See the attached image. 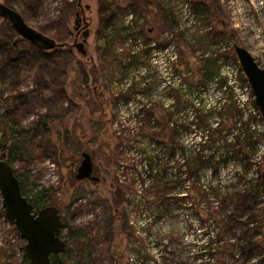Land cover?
I'll use <instances>...</instances> for the list:
<instances>
[{"label":"rangeland","instance_id":"374dc122","mask_svg":"<svg viewBox=\"0 0 264 264\" xmlns=\"http://www.w3.org/2000/svg\"><path fill=\"white\" fill-rule=\"evenodd\" d=\"M0 1L20 12L29 25L58 42H74L78 0H32L31 5L27 0ZM112 1L116 9L109 11L114 25L103 34L102 26L106 22L101 8L105 1L82 0L83 5H90L86 15L92 30L85 55L70 48L73 58L62 77L66 95L51 89L37 95L41 84L36 81L37 69L28 61L19 65L22 68L15 85H12L11 75L0 79L2 121L16 129L28 130L29 148H32L29 161L19 158L17 147L9 148L7 160L22 179L23 192L34 203L45 193L43 204L37 209L56 205L64 219L61 235L67 247L53 264H63L64 259L65 264H264V254L255 251L247 257L242 248L229 247L232 244L228 241L239 236L226 237L222 209L213 215L208 212L209 208H217L212 194L207 196L209 202L200 198L205 196L201 187L230 184L235 191L244 188L245 184L239 181L241 177L251 183L263 177L264 142L257 150H244L243 153L250 156L247 167L244 160L233 158L217 172L213 170L215 173L206 168L199 179L195 177L185 182L184 177L181 181L176 178L182 154L186 152L189 156L194 149L198 151L196 143L202 137V130L196 128L199 125L194 128L198 116L192 107L193 98L196 101L202 98L207 109L214 107L210 122L213 127L219 122L218 127H222L223 135L229 140L235 141V135L240 137V133L245 132L244 125L241 129L243 116L239 121L240 112H236L238 123L233 127V105L239 107L235 97L247 100L249 106L255 99L234 44L248 48L264 66V0H212L217 10L215 15L211 14L208 0H178L174 25L163 13L161 18H156L151 11L148 14L146 0ZM139 12L146 14L139 15ZM132 24L136 29L128 31V35L133 31L129 37L124 36V32L119 33L112 43L116 52L122 53L121 57L118 61L106 60L104 49L114 38L113 30ZM154 25L155 34L161 39L170 41L175 35V40L161 51L152 46V51L144 54L148 47L146 30ZM0 30L7 35L15 29L0 15ZM174 45L179 50L178 60L172 57ZM128 53L140 55L143 64L138 60L140 63L127 71ZM219 57L220 60L228 58L222 60L225 66L215 62ZM237 67L241 73L239 90L217 84V79L225 78L229 71L230 76L235 77ZM211 69L217 74L214 80L210 78ZM142 77V84H138ZM184 79L189 81L190 87L194 85L191 91L183 90ZM18 92H26L31 98L16 101L11 96ZM179 95L183 100H178ZM226 99L231 101L230 114ZM220 110L224 112L222 126L217 114ZM151 115L156 117L154 124L149 121ZM178 118L180 126L189 131H175ZM4 126L0 122V135L5 134ZM212 126L208 132L202 126L205 137L209 136L207 148L210 150L212 129H215ZM214 133L213 139L217 135ZM261 133L264 134L257 131L256 137L262 138ZM7 136L11 144L14 139L9 129ZM243 141L241 137V145ZM170 145H177L182 153L178 152L174 161L161 156L163 153L168 156ZM229 149L234 150V147ZM83 152L92 156L93 175L99 177V181L76 178ZM151 184L172 189L162 186L157 192ZM258 189L263 192L257 203L264 208V188ZM240 231L238 228L233 233ZM210 234L214 238L209 237ZM256 238L258 242L264 239V228ZM212 239L217 241V251L221 243L228 247L216 254L218 258H214V252L209 249L208 240ZM25 244L26 240L7 218L0 195V264H30Z\"/></svg>","mask_w":264,"mask_h":264},{"label":"trees","instance_id":"16d2710c","mask_svg":"<svg viewBox=\"0 0 264 264\" xmlns=\"http://www.w3.org/2000/svg\"><path fill=\"white\" fill-rule=\"evenodd\" d=\"M29 2V4L31 5L32 0H27ZM104 4H102V17L105 20V24L104 26H102V30L103 34H107L109 28L113 27L114 23L111 24V12L109 10L112 9V12L116 9L114 7V2L112 0H104ZM154 2H157V0H153ZM160 1V7L162 9V13L166 16V18L174 25L176 22V16L174 14L173 8L170 5H167L165 0H159ZM207 1V0H206ZM9 2V0H8ZM10 3V2H9ZM107 3V4H106ZM27 3L28 8H31V6ZM146 4L148 5V0H146ZM207 5L210 8L211 14L215 15L216 13V6L215 3L212 2V0H208L207 1ZM138 11V10H137ZM24 13H26L24 11ZM145 12H139V15H144ZM214 13V14H213ZM146 14V13H145ZM133 28V30L135 31V25H129L127 27H120V29L118 30H113L111 35H114V38L111 39V42L108 41L107 43V47H105L104 51V58L106 60H115L118 61L117 58L121 57L119 54L116 52L115 48H113V44L117 38L118 35H120L119 33L124 32V36L127 35L128 37L133 33V31H130L131 34L128 35V31ZM102 35V34H101ZM110 35V37H111ZM109 37V38H110ZM179 51V50H178ZM124 54V53H123ZM130 54V53H128ZM128 54L126 56H128ZM134 54V55H133ZM130 54L128 56V63L126 64L125 68L127 71H131V69L133 68V66H135L136 64L140 63L143 64V61L141 60V56L140 55H136L135 53ZM125 56V57H126ZM73 58L72 55V51L68 48H61V47H57L55 49H53L50 52H47L46 50H43L41 48H39L38 46H36L35 44H33L32 42L26 40L25 38L21 37L20 35L17 34V32L15 30H12V33L10 34H1V30H0V79H3L4 77H7V75H11V79L8 80V82L11 80L12 81V85L16 84V82L18 81L17 75L21 73V68L19 67V65H21V63L23 62H31L33 64V69H37V77H36V81H38V83L41 84V87L37 88V95H41L42 91H44L45 89H51L54 92H58V94H62V95H66V93L64 92V85H63V78L64 74L66 72V67L67 65L72 61L71 59ZM110 58V59H108ZM140 62H139V61ZM210 60V59H209ZM219 59L215 60L216 63H218ZM128 65V66H127ZM219 64H217V71L219 70L218 68ZM138 67V66H137ZM214 69L210 70V78L212 80L216 79V73L214 72ZM144 77H142L141 79H139L138 84H142ZM220 78L217 79V84L222 86H227V79L226 78ZM184 81L186 83L183 84V90L184 91H191V88L194 86L192 85V87H190L188 85L187 82H189L187 79ZM6 84V82H4ZM11 85V83H8V87L11 88L13 87ZM189 86V87H188ZM220 87V88H221ZM8 88V89H9ZM190 88V89H189ZM186 94V93H185ZM14 100L16 101H21L24 100L25 101L27 99H30L31 97L29 95L26 94V92H18V94H14L11 96ZM178 100H183V96L179 95L178 96ZM231 101L229 100V104L227 105L229 108V106H231ZM203 99L201 98V100L196 101L194 98L192 99V107L195 108L197 114V120L198 123H194V128L199 125V128L202 131H200V133L202 134L201 137V141L196 143L198 151H195L194 149V153L192 152L189 156L185 153H181L178 148L177 145L176 146H169L168 147V156H165L163 153L161 156L163 157H168V159L170 158L172 161H174L176 154L179 152L183 155L182 159L180 160V162L178 163L179 167L177 168L178 170V176L176 177L177 179H179L178 181H181V179L184 177L185 178V182L191 179H195V177L197 179H199L201 176V172L203 170H205L206 168H208L209 170H211L212 173H215L219 170V167L221 165H228V162L231 161V159L233 158H238L241 161H245L244 164L245 167H247L248 165H250V156L246 155V153H243L244 150L247 151L249 149L252 148V150H257L258 146L261 142H264V134H260V136H262V138H257L256 137V132L257 130L253 129L251 130L250 128V124L253 122L258 121V117L257 115L251 113L249 115L248 118L244 119V113L242 112V110H240V108L238 106H236V104L233 105L234 107V111L235 114H233L232 112V108H229L228 113L230 114V111L232 112V119H235V124L233 127H235V125H237L238 121H237V115L236 112H240L239 114V121L242 120V116H243V123L241 124L242 126L244 125L246 128L244 129V126L241 127V129H244L245 132H241L240 133V137L239 135H235V141H231L229 140L228 137L224 136L222 133V127H218V124L213 127V123L210 122V113L213 111V108H205V106L203 105ZM202 107V108H200ZM204 108V110H203ZM181 109V108H180ZM209 109H212L211 111H209ZM180 111V110H179ZM192 113V111H191ZM209 113V114H208ZM217 114L220 115L221 118V126L223 125V115L224 112L222 110L219 111V113L217 112ZM199 118V119H198ZM209 118V119H208ZM3 117L2 114H0V122L2 124H4V135L5 138L7 137L8 134V129L10 131L11 134V138L14 139L10 145V149H13L14 147H17V154L19 156V158H21L24 161H29L31 159V152H32V148H29V143H28V138L27 136L29 135V131L25 130L24 128H15L14 126H12L11 124H9L8 122H3L2 121ZM49 120V118H48ZM181 119L178 118V123L175 126V131L178 132V130H181L185 132L189 131V128H185L182 126H180V121ZM47 121V119H46ZM149 121L151 123L156 122V117L151 115L149 117ZM154 124V123H153ZM205 127V131L208 132L209 127H213L215 129H212V136H211V142H210V147L212 150H210L209 148H207V142L209 139V136H206V133L204 132V128ZM17 127V126H16ZM157 127V126H156ZM187 129V130H186ZM191 129V128H190ZM193 129V128H192ZM145 132V129H144ZM215 132V133H214ZM247 132V133H246ZM213 133L217 134L216 138L213 139ZM243 134V135H242ZM205 137V139H204ZM241 137L243 138V143L244 144H240L241 142L240 139ZM228 138V139H227ZM240 138V139H239ZM8 141V139H7ZM157 150L159 149V143H157ZM233 146L234 150H230L229 148ZM160 150V149H159ZM164 150V149H163ZM185 151V150H184ZM161 152V151H160ZM244 155V157H243ZM151 160H153L152 158H150ZM248 162V163H247ZM216 169V170H215ZM215 170V172L213 171ZM17 173V172H16ZM198 175V176H196ZM21 180V184H22V188H23V183H22V179ZM241 182V184H245L244 188L240 189V190H232L231 185H225L223 187L220 186H216V187H211V188H205L208 192H206L205 189H203L202 187L200 188L203 195L200 197L201 199L205 200V202H209V197L207 196H211L212 194V198L214 203H216V207L213 210H208V212L210 214H214V212L217 211V213L219 211H221V209L223 210V213L225 214V216H222L221 214V220L223 221V227L225 228V235L226 237H229L230 235H235V236H239L238 239L233 240V241H228L229 243H231L232 245H229V247L233 248L234 250H236L237 248H242L243 251H245V254L247 257H249L251 252H259L261 255L264 254V239L260 242H258L257 240V236H259L262 233V229L264 228V214L263 209L264 208H260L258 205V197L262 194L263 189H258L256 190V188L262 186L264 188V175L263 177H259V179L257 180V182H253L251 183V181H245L244 177H241V179L239 180ZM176 185H179V183L177 182ZM151 186H153V184H151ZM164 186V189H172L171 186H166V185H156L153 186L155 187V190L160 189V187ZM187 186V185H185ZM194 186V185H193ZM202 186V185H201ZM188 187V186H187ZM48 191H51V189H47ZM210 192V193H209ZM25 194V193H24ZM45 197V193H41L39 196V202L37 203V201L34 203L36 207H40L39 205H42V200ZM31 200V199H30ZM211 200V199H210ZM211 202V201H210ZM163 204H165L166 202H162ZM47 206V205H46ZM44 207V206H43ZM221 207V208H220ZM262 210V212H261ZM229 211V213H227ZM241 219H240V218ZM214 219L216 220V218L214 217ZM217 221V220H216ZM255 223V224H254ZM253 224V225H251ZM243 227V228H242ZM241 229L240 232H236L233 233L234 230L237 229ZM85 235V234H84ZM82 234V236H84ZM213 237V235H209V237ZM210 239V238H209ZM209 241V249L212 250L213 253V257L214 258H218V256H216V254L221 253L222 249H226L228 250L227 246H222L223 243H221L220 245H218L219 247V251H217V241L215 240H208ZM207 241V243H208ZM226 241V240H225ZM235 241V242H234ZM223 247V248H222ZM234 252V251H232ZM54 261L57 259V257L55 256ZM63 264H65V259L62 262Z\"/></svg>","mask_w":264,"mask_h":264},{"label":"water","instance_id":"95a60500","mask_svg":"<svg viewBox=\"0 0 264 264\" xmlns=\"http://www.w3.org/2000/svg\"><path fill=\"white\" fill-rule=\"evenodd\" d=\"M86 7L89 8L90 5L87 4ZM0 15L11 22L18 35L43 50L64 46V43L29 25L20 12L1 1ZM88 26L89 23L86 27ZM89 35L90 30L87 28L83 32V41L74 44L82 54L87 53L85 43ZM234 51L264 123V66L258 63L245 46L234 44ZM5 158L7 154L3 152L0 158V193L5 214L13 222L20 236L26 240L25 253L30 264H53V255L61 254L66 248V241L61 236L62 214L56 205L37 209L34 202L24 194L20 177L13 165ZM93 166L91 155L83 152V159L76 174L77 179L90 178L99 181L100 178L93 175Z\"/></svg>","mask_w":264,"mask_h":264},{"label":"flooded vegetation","instance_id":"af4514ba","mask_svg":"<svg viewBox=\"0 0 264 264\" xmlns=\"http://www.w3.org/2000/svg\"><path fill=\"white\" fill-rule=\"evenodd\" d=\"M81 2V3H80ZM160 1L157 0V2H154L153 0H148V5L146 4L145 6H148V14H150L149 11L156 14V18H161V15L162 14V9L160 7ZM86 9H90L86 7V5H83L82 3V0H78L77 1V9H76V12H75V24H74V27H73V32H74V42L72 44H70L69 42L67 41H64L62 43H64V46H62L61 48H68L70 49L71 47L73 48H76L74 46V44H78L80 42L83 41V32L85 31V29L89 28L90 30V34H91V30H92V23L91 21L89 20V18L87 17L86 15ZM77 13L79 15H77ZM87 23H89V26H87ZM156 26H150L147 28L146 30V33H145V36H146V39H145V45L148 46L146 48V50H144V54H149L151 51H152V46H154V49H156L157 51H161L162 48L167 44V43H173L174 40H175V35L172 36V38L170 39V41L164 39V38H160L157 34H155V31H156ZM172 35V34H171ZM90 37V35H89ZM88 37V39H89ZM88 41L85 43V48H86V45H87ZM77 49V48H76ZM78 50V49H77ZM79 51V50H78ZM80 52V51H79ZM81 53V52H80ZM82 54V53H81ZM86 54V53H85ZM83 54V55H85ZM2 137H3V140H2ZM8 137V136H7ZM0 158L2 157V154L3 152H5L7 154V157H8V151H9V148H10V143L8 144V141L11 140L9 138H5V135H0ZM8 139V141H7ZM2 140V141H1ZM82 156H83V153H82ZM92 157V156H91ZM7 159V158H5ZM82 161V160H81ZM93 169H94V166H93ZM78 171V170H77ZM94 172V171H93ZM77 174V173H76ZM76 176V175H75ZM77 178V177H76ZM86 179H90V178H86ZM79 180V179H78ZM1 195V193H0ZM2 198V197H1ZM63 217V216H62ZM113 226V225H112ZM63 227H64V219H63ZM16 228V227H15ZM63 229V228H62ZM110 229V232H112V229ZM17 230V229H16ZM62 233V232H61ZM62 236V235H61ZM63 238V237H62ZM67 245V243H66ZM67 247V246H66ZM66 251V248L65 250ZM59 255V254H58ZM57 257V255H53L52 259L54 257ZM53 262H54V259H53ZM81 264V263H80ZM175 264H178L177 262Z\"/></svg>","mask_w":264,"mask_h":264},{"label":"built area","instance_id":"2783aa9c","mask_svg":"<svg viewBox=\"0 0 264 264\" xmlns=\"http://www.w3.org/2000/svg\"><path fill=\"white\" fill-rule=\"evenodd\" d=\"M165 1H168V2H170V6L173 8V11H174V14H175V16H177L176 14H178V5H177V3H178V0H165ZM197 23V22H196ZM195 23V24H196ZM195 26V25H194ZM225 50H227V47H226V49ZM171 52H172V57L175 59V60H178V49L175 47V45L172 47V50H171ZM225 59H221L220 60V57H219V63L221 62L222 64H224L225 63V61H222V60H227L228 58L227 57H224ZM230 60V59H229ZM226 64H224V66H225ZM146 72L145 73H147V69L145 70ZM230 76V71L229 72H227V74H226V76H224L226 79H227V86H225V89H229V90H233V89H236V90H239L238 89V85L240 84V82H239V79H241V73H240V68L239 67H237V71L234 73V75H235V77H233V76ZM245 88H246V90H248L249 91V95H250V97L252 96V93H251V90H250V88H249V86H248V84H247V82H245ZM241 90V89H240ZM233 98H234V95H233ZM236 98V100H237V103H238V105H239V108L242 110V112L244 113V119H246V118H248L249 117V115L251 114V113H253V114H255V115H257V117H258V121H256V122H253V123H251V127L253 128V129H255V130H257L258 132H260V131H263V133H264V123H263V120H262V117H261V114H260V111H259V109H258V107L256 106V104H255V102H253L252 103V106H249L248 104H247V100H243V98L242 97H235ZM254 98V97H253ZM250 99V98H249ZM248 99V100H249ZM226 100H228V102H229V99H226ZM225 100V101H226ZM254 101V100H253ZM247 115V116H246Z\"/></svg>","mask_w":264,"mask_h":264},{"label":"bare ground","instance_id":"6f19581e","mask_svg":"<svg viewBox=\"0 0 264 264\" xmlns=\"http://www.w3.org/2000/svg\"><path fill=\"white\" fill-rule=\"evenodd\" d=\"M57 48V47H56ZM55 49V48H54ZM53 50V49H52ZM256 152V151H255Z\"/></svg>","mask_w":264,"mask_h":264}]
</instances>
